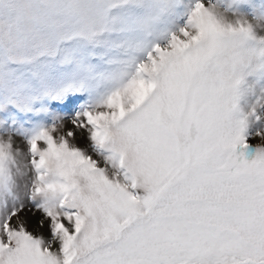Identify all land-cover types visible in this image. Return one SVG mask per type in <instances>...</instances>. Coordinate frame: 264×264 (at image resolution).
<instances>
[{"label":"snow or ice","instance_id":"6c2138e0","mask_svg":"<svg viewBox=\"0 0 264 264\" xmlns=\"http://www.w3.org/2000/svg\"><path fill=\"white\" fill-rule=\"evenodd\" d=\"M0 264H264V0H0Z\"/></svg>","mask_w":264,"mask_h":264},{"label":"rangeland","instance_id":"374dc122","mask_svg":"<svg viewBox=\"0 0 264 264\" xmlns=\"http://www.w3.org/2000/svg\"><path fill=\"white\" fill-rule=\"evenodd\" d=\"M76 143L80 147H86L87 146V142L84 139H82V138H78ZM251 143L255 144L256 141L253 140V141H251ZM21 216L24 217L28 221L27 227H28L29 231L33 232L34 234H43L45 237L48 236V231H47V226L46 225H45L44 228H38L36 226V220H38L40 218V214L39 213H36L35 216H33L31 212L25 210V212L21 213ZM40 229H41V231L37 232Z\"/></svg>","mask_w":264,"mask_h":264},{"label":"bare ground","instance_id":"6f19581e","mask_svg":"<svg viewBox=\"0 0 264 264\" xmlns=\"http://www.w3.org/2000/svg\"><path fill=\"white\" fill-rule=\"evenodd\" d=\"M31 217V216H30ZM37 231V230H36ZM41 231V229L40 230H38L37 232H40Z\"/></svg>","mask_w":264,"mask_h":264}]
</instances>
